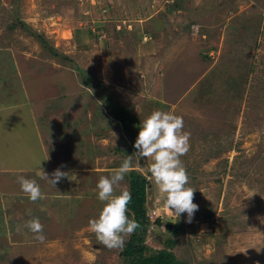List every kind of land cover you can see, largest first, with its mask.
Returning <instances> with one entry per match:
<instances>
[{
    "label": "rangeland",
    "instance_id": "rangeland-1",
    "mask_svg": "<svg viewBox=\"0 0 264 264\" xmlns=\"http://www.w3.org/2000/svg\"><path fill=\"white\" fill-rule=\"evenodd\" d=\"M155 110L190 133L180 159L198 210L177 219L151 160L134 158L160 222L146 247L170 239L185 264H264V0H0V264H121L88 226L102 208L96 184L136 152ZM56 169L67 177L52 187L39 173ZM20 175L45 198L32 202ZM32 218L43 243L24 227Z\"/></svg>",
    "mask_w": 264,
    "mask_h": 264
},
{
    "label": "clouds",
    "instance_id": "clouds-1",
    "mask_svg": "<svg viewBox=\"0 0 264 264\" xmlns=\"http://www.w3.org/2000/svg\"><path fill=\"white\" fill-rule=\"evenodd\" d=\"M182 116L173 112L155 110L145 117L139 126L137 138L133 144L136 152L126 156L121 165L110 175H101L96 184L97 198L102 202V208L96 218L88 222L89 229L95 234L97 241L109 250L122 249L126 237L132 235L139 227L134 216L129 218L128 205L131 193L121 188L126 174L133 168V160L150 159L149 179L163 194L164 206L177 219L183 213L191 222L195 211L198 210L194 200L195 188L189 187V177L183 166L182 156L190 149V133L184 131ZM52 187L67 177V173L56 169L51 179L43 170L39 173ZM21 190L32 201L44 199L40 186L35 179L17 177ZM117 189H120L117 192ZM24 227L34 234V239L43 243V225L38 218L25 222ZM17 226V231H20Z\"/></svg>",
    "mask_w": 264,
    "mask_h": 264
},
{
    "label": "trees",
    "instance_id": "trees-1",
    "mask_svg": "<svg viewBox=\"0 0 264 264\" xmlns=\"http://www.w3.org/2000/svg\"><path fill=\"white\" fill-rule=\"evenodd\" d=\"M77 72L78 74L80 73L78 70ZM110 114L115 120L120 122L124 131L129 134L131 123L128 122L130 118L128 119L127 117L128 113L126 112V109L116 106L115 109L110 110ZM127 178L128 191L131 193L127 215L129 218L134 216L139 227L132 235L128 236L127 241L124 243L120 251L121 264H185L184 262L178 261L173 255V240L166 239L162 243V248L158 250H149L146 247L145 235L147 227L150 223L159 226L160 222L158 219H155L152 222L146 215L144 205L148 183L145 176H142L134 170H129ZM204 224L206 226L207 222ZM209 227L210 229L212 228L210 225ZM164 228L166 231L171 230L174 235H177L180 232L178 225H173L169 223V221L165 223ZM204 228L208 229L206 227Z\"/></svg>",
    "mask_w": 264,
    "mask_h": 264
},
{
    "label": "built area",
    "instance_id": "built-area-1",
    "mask_svg": "<svg viewBox=\"0 0 264 264\" xmlns=\"http://www.w3.org/2000/svg\"><path fill=\"white\" fill-rule=\"evenodd\" d=\"M190 29L193 31V34H196L197 30H198V27L193 25V26H190Z\"/></svg>",
    "mask_w": 264,
    "mask_h": 264
},
{
    "label": "crops",
    "instance_id": "crops-1",
    "mask_svg": "<svg viewBox=\"0 0 264 264\" xmlns=\"http://www.w3.org/2000/svg\"><path fill=\"white\" fill-rule=\"evenodd\" d=\"M0 126H1V121H0Z\"/></svg>",
    "mask_w": 264,
    "mask_h": 264
}]
</instances>
